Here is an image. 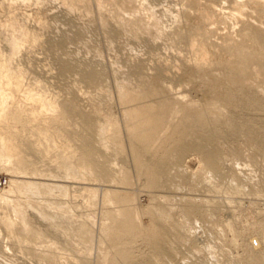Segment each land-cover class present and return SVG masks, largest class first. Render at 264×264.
I'll return each mask as SVG.
<instances>
[{
  "label": "rangeland",
  "instance_id": "obj_1",
  "mask_svg": "<svg viewBox=\"0 0 264 264\" xmlns=\"http://www.w3.org/2000/svg\"><path fill=\"white\" fill-rule=\"evenodd\" d=\"M79 1L0 0V72L12 79L0 76V264H264V134L248 137L264 127V48L229 20L203 38L195 13H227L232 0ZM191 37L263 62L195 69ZM251 68L255 83L236 84ZM159 102L165 133L133 151L155 129L128 112ZM189 124L188 143L216 135L213 168L192 149L177 158L167 140Z\"/></svg>",
  "mask_w": 264,
  "mask_h": 264
},
{
  "label": "bare ground",
  "instance_id": "obj_2",
  "mask_svg": "<svg viewBox=\"0 0 264 264\" xmlns=\"http://www.w3.org/2000/svg\"><path fill=\"white\" fill-rule=\"evenodd\" d=\"M68 1L69 2L67 3V5H65V6H68L67 7L68 10H73L71 8L75 9V7H76L75 3L76 2H77V4L82 2V1L80 2L79 0H68ZM105 1H107V0H104V2ZM108 1H111V0H108ZM128 1L131 2L132 0H128ZM188 1H190L192 3V5H199V2H196L197 0L196 1L195 0H188ZM113 2H116V0L113 1ZM117 2H118V0H117ZM120 2H121V0H120ZM232 2H233V7L226 9V10H228L227 13H222V12H220V10L212 7V5H213L212 3H210L212 5H209L211 7L207 8V10H208L207 13H205L206 9L205 10L201 9L202 12L197 10V11L200 12V13L198 12L199 14L197 12H195L197 14L196 15V20H198L199 25L202 26L203 29H204L203 30L204 35L202 37L204 38L208 34H212V33L216 32V30H214L213 28H212L213 30H211L209 28V26H211L216 21L229 20V21L233 22V25H235V23H236L237 25L242 24L244 26L249 27L248 31L249 32L251 31L250 32L251 36H252V38H254L253 40H255L253 43L254 44L256 43V45L258 47L257 49L260 50L261 48H264V23H263L264 22V0H232ZM128 3L127 2L126 3L125 2L124 3L121 2L119 4H126V5H122V6L126 7V6H128L127 5ZM131 3L133 4V1ZM82 4H84V3H82ZM97 4H98V2H97ZM114 5H115V3H114ZM81 6L83 7L84 5H81ZM200 6H202V5H200ZM197 7H199V6H197ZM207 7H208V5H207ZM220 9L223 10L224 8L223 9L220 8ZM194 11H196V8H195ZM203 11H204V13H203ZM191 17L192 16H190L189 18H191ZM212 20H213V22H212ZM193 21H194V23L196 22L195 19ZM198 23H196V24H198ZM216 23H218V22H216ZM193 25H195V24H193ZM192 29H194V28H192ZM245 31H246V29H245ZM245 34L247 35L248 32L247 33L245 32ZM251 36H248V37L251 38ZM243 37H245V36H243ZM225 40L226 39H224V41ZM222 41H223V39H222ZM224 41L222 42L223 44L221 43V45L213 44L211 47H209L210 44L208 43L209 44V46H208L209 48H208L206 45H204L205 43L204 44L199 43V40H197L194 37L193 38L191 37V39H189V41H187V43H188V45L190 47L189 50L192 52L191 54H194L195 58H196V59L193 58L195 60L194 63H193V67L195 69H206V68H209L212 64H218V65H225L229 69H234L235 71L238 72V69L235 67V65H238L240 67L241 65L244 66L246 64V65H249L248 67H250L253 64H254L253 66H255V63L259 64V63L263 62L262 61L263 59L261 60V58H258V57H255V56L246 55L243 52V49L240 50L241 48L235 47L237 44L234 46V44L233 45L232 44H226L227 41L225 43H224ZM14 45H15L14 49L12 47V49L14 51L12 52L13 54H11V56H15L16 50H17V48H19V46H18L19 44L18 43H14ZM251 48H253V46ZM244 49H246V48H244ZM248 50H250V49H248ZM248 50H247V52H248ZM253 50L255 51V49H253ZM226 53L230 54V57L227 54L226 57L227 56L228 57L226 58L224 56V54H226ZM12 59H13V57H12ZM212 66H214V65H212ZM3 69H4V65L0 66V71H2ZM258 73H260V71ZM263 75H264V73L262 74V76ZM0 76H3V78H6L8 80V82H10L12 80L7 75H3L1 72H0ZM84 76L89 79L90 78V72L88 71L87 73H84ZM20 77H21V73L16 72V77H14L15 80L12 83L13 86L16 89H17V87L19 88V86H20L19 83L21 81L20 82L18 81V78H20ZM254 77H257V73H256V71L253 68H251L250 72L246 76H242L241 77L239 75H236L234 77V81L238 85L249 84V85L252 86L255 83V82H253V80H255ZM246 79H252V81L246 80ZM256 82H258V81L256 80ZM214 89H215V87H213V90ZM130 96L129 97H127V96L123 97V100L125 102L134 101V98L130 97ZM222 96L225 97L226 99H230L229 93H223ZM172 99H173V102L175 103V105L178 106L177 108H179L183 104V101H182L183 98L182 97H175V98H172ZM242 99H243V97H234L233 96V101H234L235 104H242ZM33 100L37 104H42L43 102H45V98L41 99L40 97H34ZM48 106H49V108L53 107L52 103H50V102L48 103ZM167 108H168V103L159 102V103H157L155 106H153L151 108H146V109L135 108L132 111L128 112V114L130 113L129 117H136V118H140L141 119V122H140V126L141 127L142 126H146V125H150V126H153L152 129H155V131L152 134L146 135L143 138L136 139V141H135L136 146H133L134 147L133 151H135V149H138V148L141 149V142L142 141L147 142V143H151L152 141L156 140V138L159 136L160 133H162V132L165 133V131H164L165 129H164L162 124L165 122V120L167 118V114H165V111L167 110ZM260 125H263V123L260 124ZM192 127H194V125L193 124H189V125H187L185 127H181L179 129H177L173 134L168 136L167 140H171V143L176 145L175 149H176V153H177V158H179L187 150L192 149L196 153H198V154H200V155H202L204 157L205 163L207 164V166L209 168H213L214 167V163H215V159H216V151L212 150V149H207V144L211 143V141L213 142V140H215V136L216 135L211 134V133H207V132H203V133L200 134L201 142H190V143H188L186 141V139H187L188 133L192 130ZM240 129H241L240 126H238V124H235L232 127V132L231 133L237 132ZM259 131L262 134H264V127L261 128V129L259 128V130H257L256 133H252L253 132V130H252L251 131V137L248 136L249 139L254 141L255 135L256 134L260 135ZM262 137H263V135H262ZM256 139H258V138L256 137ZM259 143L262 146L264 145V137L261 138V142H259ZM2 160L3 161L8 160V156L6 155L5 152H0V161H2ZM163 162H164L163 160L155 161V162L152 163V165H150L145 170L146 173H147L148 183L150 185H154V184H156L158 182L159 174L161 172ZM120 216H121L122 220L123 219H127V216H126L125 213L120 212ZM15 223L16 222L12 223V227L15 226ZM24 232H25V230H24ZM148 245L154 246V247L159 246V243L156 241L155 236L150 235V237L148 239ZM118 258L121 259V261H125L126 260V256L123 253H120L118 255Z\"/></svg>",
  "mask_w": 264,
  "mask_h": 264
},
{
  "label": "built area",
  "instance_id": "obj_3",
  "mask_svg": "<svg viewBox=\"0 0 264 264\" xmlns=\"http://www.w3.org/2000/svg\"><path fill=\"white\" fill-rule=\"evenodd\" d=\"M9 185V179L3 175H0V192L6 189Z\"/></svg>",
  "mask_w": 264,
  "mask_h": 264
}]
</instances>
